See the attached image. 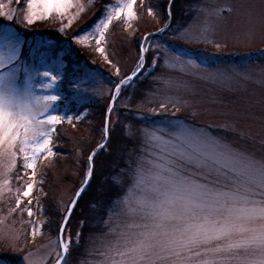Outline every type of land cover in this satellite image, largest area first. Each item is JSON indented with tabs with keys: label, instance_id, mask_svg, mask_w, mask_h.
<instances>
[{
	"label": "snow or ice",
	"instance_id": "1",
	"mask_svg": "<svg viewBox=\"0 0 264 264\" xmlns=\"http://www.w3.org/2000/svg\"><path fill=\"white\" fill-rule=\"evenodd\" d=\"M136 3L137 0H127L123 7L105 8L104 17L74 39L79 44L95 39L97 50L104 54V47L99 45L105 41L109 25L125 14L128 19L133 18ZM76 6L83 10V5H75L73 0H27L24 22L31 25L52 13L63 17ZM3 8L4 4L0 3V16L12 21L13 14L4 12ZM38 8L42 11H37ZM166 14L171 19V2L166 6ZM149 39L144 37L143 41ZM22 45L19 33L12 27L0 28V176L4 177V184L9 185L8 176L16 168L17 160L22 159L20 166L25 170L24 175L31 173L22 196L30 198L36 186L37 161L41 157L56 156L52 145L57 125L65 120L72 123L81 116L49 112L62 97L33 92L34 77L26 67ZM139 46L142 55L132 75L113 82V105L122 91L145 70L148 50L143 42ZM160 54L162 57L171 54L181 64L187 60V67L193 70L199 66L196 57H179L172 49L161 50ZM151 63L155 67L156 60ZM236 71L210 69L209 77L226 81L231 79L230 73ZM22 73L24 87L20 86ZM115 74H120L118 67ZM36 75L50 77L51 83L39 85L45 90H50L57 81V77L47 71L36 72ZM161 108L166 105L161 104ZM113 110L110 105L107 113L110 115ZM151 114L159 115L156 109H152ZM142 131L160 151L154 159H133L131 151L125 153L128 158L125 167L119 169V178L115 174L107 178L121 190L126 188L127 195L115 206L119 208L117 214L122 222L108 233L102 250L94 251L99 258L93 260V264H264V154L257 155L242 145L229 142L208 126L190 124L180 117H168V127L164 130L167 138L156 131ZM104 135H109L107 119ZM93 157H89L85 181L64 213L56 264H69L73 246L82 247L81 260L90 254L86 245L80 244L83 221L78 225L75 238L65 237V232L80 197L92 181ZM17 179L22 176L18 175ZM22 203L24 201L18 197L11 211L15 212ZM27 203L31 205L32 199ZM109 203L111 208L112 202ZM91 207L96 208V204ZM26 211L28 217L34 215L32 207H26ZM88 223L89 227L95 226L94 221ZM32 235H36L34 225ZM85 241L87 244L88 238ZM22 260L23 264H39L31 254ZM0 264H9V261L0 257Z\"/></svg>",
	"mask_w": 264,
	"mask_h": 264
},
{
	"label": "rangeland",
	"instance_id": "2",
	"mask_svg": "<svg viewBox=\"0 0 264 264\" xmlns=\"http://www.w3.org/2000/svg\"><path fill=\"white\" fill-rule=\"evenodd\" d=\"M97 1L73 0L75 5H83V10L78 6L72 7L63 17L52 13L51 16L28 25L24 22L27 0H0V3L4 4L3 11L11 12L14 16L12 21L0 16V28L10 26L19 33L23 41L21 52L26 67L34 77L33 92L37 95L55 94L62 97L50 108L51 114L63 116L68 113L73 116V111L81 107L82 112L78 115L82 118L87 111H94L98 102L114 93L113 82L127 78L134 71L142 55L139 44L143 42L148 50L145 60L150 56V62L157 60L156 65L153 67L152 63H146V70L143 71L145 83H136L127 93V100L121 103V106L126 107L132 104L123 118H126V133L131 135L136 143L131 148L133 159L155 158L160 147L146 139L142 130L156 131L158 135L167 138L164 130L168 127V117L173 116L180 117L190 124L208 126L229 142L242 145L257 155L264 154V0H200L191 21L186 26L178 27L176 31H172L169 17L165 18L166 9L162 12L160 0H137L133 6V18L128 19L125 14L119 19H114L109 25L105 32V41L99 45L104 47V54L97 50L95 39L90 38L85 44H79L74 37L98 23L105 15V8L114 10L123 7L127 0H104L98 17L88 26L77 29L80 20L86 17L87 13H93ZM37 11H42V8ZM144 17L153 20L150 27L156 31H141L136 23ZM165 29L167 31H163ZM68 31L76 32L70 36ZM144 37L151 39L143 41ZM63 45L66 47L59 50ZM77 45L92 50L96 48V55L90 56L92 65L74 64L73 75L71 70L66 74L63 55ZM167 49L174 50L179 57H196L199 66L193 70L187 67V60L181 64L174 60L171 54L168 57L158 55L161 50ZM156 55L159 56L158 59L155 58ZM165 59L168 60L167 64ZM117 67L119 75L115 74ZM210 69L238 71L230 73V80L221 81L209 77ZM45 71L57 77L50 90L39 87L40 84L51 83L50 77L36 75V72ZM66 77L70 82L65 80ZM20 86H26L23 73ZM134 90L136 95L128 97ZM161 104H165L166 108L162 109ZM111 105L113 112L109 115L106 111L105 114L108 129L112 122H120V113L115 109L116 103ZM152 109H156L159 115H152ZM225 126H228L227 129ZM55 135L53 147L56 145ZM108 136L105 137V142ZM51 158L41 157L37 161L36 186L30 198L22 196L30 171L26 178H22V184L15 178L22 159L17 160L16 168L9 174V185H5L4 177L0 176V245L8 253L1 254L5 251L0 248V257L8 261L12 257L9 264H23L22 258L29 254L39 264H56L60 233H44L42 225L45 218L41 204L44 193L40 188L42 169ZM77 180L80 182L81 178L75 170L72 180L61 185L59 203L62 209L68 208L74 199L76 194L72 186ZM126 195L125 188L118 201ZM18 197L24 203L12 212ZM28 199H32L31 205H28ZM28 206L32 207V217L27 215ZM118 212L119 208L116 207L108 216L102 232L88 237L86 247L90 254L84 260L80 257L76 264L78 261L80 264H93V260L99 258L94 251L102 250L109 238L108 233L122 222ZM33 225L36 226L35 236L32 235ZM69 264H72L71 261Z\"/></svg>",
	"mask_w": 264,
	"mask_h": 264
},
{
	"label": "trees",
	"instance_id": "3",
	"mask_svg": "<svg viewBox=\"0 0 264 264\" xmlns=\"http://www.w3.org/2000/svg\"><path fill=\"white\" fill-rule=\"evenodd\" d=\"M103 2L104 0H98L96 2L97 4L93 7V13H87L86 17L80 20L77 29L81 27L84 28L86 25L88 26V24H91L98 17V14L102 11ZM170 2L172 4V15L169 23L171 29H173L172 31H176L178 27L186 26L191 21L200 0H160L159 3L162 6V12ZM165 18L167 19L166 14ZM152 22L153 20L144 17L143 19H139L136 24L142 29V32L150 33V30H153L150 27L153 25ZM74 32L68 31V34L71 36ZM27 33L29 32H26V34ZM65 47L66 46L63 45L59 50ZM95 49L92 50L89 47L77 45L66 51L63 55L66 61V74L71 70V74L73 75L72 69L74 64L79 66H81V64L92 65L90 56L96 55ZM157 53L158 52H155V54ZM158 55H160V52ZM158 57L157 55L155 56L156 59H158ZM145 61L147 65L150 64L151 57H146ZM142 74L130 87L124 89L121 97L117 99L115 109L120 113V122H116L115 124L112 122L109 126L107 145L105 143L104 147L96 149L101 143L105 142V114L110 106L113 94L109 97H104L96 104V109L94 111H87L81 119H74L72 123L65 120L63 123L57 125L55 135L56 145L54 147L56 156L50 159L41 172L40 188L44 193L41 197L43 215L45 218L42 225L44 233H60V225L64 213L67 211V207L62 209L59 203L61 185L66 181H71L73 171L76 170L79 178H81L80 182L77 180L75 181L76 184L72 186V190L74 194H76L75 192L79 190L82 183L85 181L89 157H93L94 153L96 155L93 157L94 170L92 181L88 185L86 192L78 201L77 207L68 223V231L65 232V237L71 235L75 238L78 225L83 221L84 225L80 237V244L81 246H85V238L102 232L107 224L108 216L116 210L115 206L122 197L124 190L114 186L113 182L107 178L113 174L117 177L119 176V169L125 167V160L128 158L125 153L131 151V148L136 145L133 137L128 135L125 131L124 122L126 118H123V116L127 114V108L129 109V107H132V104L126 107V105L121 106V103L125 99L127 100V93L130 92L136 83H140V85L145 83V76L143 74L142 78ZM65 80L70 82L67 77ZM135 95L136 91L134 90L128 97L132 98ZM81 112V107H79V109L73 111V116ZM66 114L69 115L68 113ZM24 172L22 167L19 166L15 173V178H17L18 175L24 176ZM22 178H26V175ZM22 180L23 179H19V184H22ZM110 201L112 202L111 208ZM92 204H96V208L91 207ZM89 221H94L95 226L89 227ZM0 248L4 249L1 245ZM82 250V247L73 246L70 248L69 262L71 261L72 264H76V261L81 257ZM1 254L6 255L8 253L5 251ZM9 262H12V257Z\"/></svg>",
	"mask_w": 264,
	"mask_h": 264
},
{
	"label": "water",
	"instance_id": "4",
	"mask_svg": "<svg viewBox=\"0 0 264 264\" xmlns=\"http://www.w3.org/2000/svg\"><path fill=\"white\" fill-rule=\"evenodd\" d=\"M113 95H114V93H113ZM113 97V96H112ZM111 104H113V100H112V98H111ZM104 144V143H103ZM103 144H101L102 146H103ZM78 192V191H77ZM76 196V195H75ZM75 198V197H74Z\"/></svg>",
	"mask_w": 264,
	"mask_h": 264
}]
</instances>
